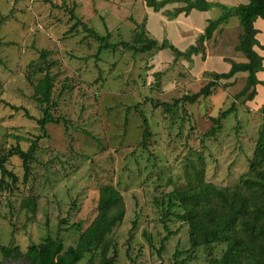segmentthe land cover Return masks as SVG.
<instances>
[{
	"label": "rangeland",
	"instance_id": "obj_1",
	"mask_svg": "<svg viewBox=\"0 0 264 264\" xmlns=\"http://www.w3.org/2000/svg\"><path fill=\"white\" fill-rule=\"evenodd\" d=\"M206 1L229 7L248 2ZM181 6L167 4L155 12L143 0H0V156L17 145L26 151L41 134L36 120L42 117L44 105L33 96L41 74L29 68L38 62L41 50L56 62L50 70L51 113L64 122L46 126L27 180L21 160L7 159L5 167L18 182L12 185L4 178L0 188V247L14 245L24 254L45 236H58L64 248L74 246L78 237L74 225L84 230L91 223L99 189L111 185L125 204L122 224L112 233L117 244L115 264H129L128 255L135 264H209L219 257L220 246L187 252V226L174 219L166 221L172 235L158 252L168 233L159 204L164 194L184 186L187 164L201 162L205 181L218 187L233 186L247 174L261 123L258 101L235 100L245 81L239 78L245 75L238 74L233 84L218 87L194 104L174 109L160 105L196 93L208 82L210 72H227L231 61H245L233 50L240 32L237 18L226 27L232 39L220 47L218 41H207L204 58L198 54L189 61H175L167 49L134 55L119 46L97 54L99 44L81 26L68 32L82 21L101 36L108 33L109 42L119 45L130 42L136 26L143 25L148 37L159 44L167 40L184 51L196 44L222 10L212 7L167 17V12ZM233 102L236 112L221 122L214 135L204 138L212 119ZM11 107L24 109L31 118ZM140 114L148 124L146 148L140 144ZM28 198L36 199L33 212L22 208ZM5 261L0 253V264Z\"/></svg>",
	"mask_w": 264,
	"mask_h": 264
},
{
	"label": "trees",
	"instance_id": "obj_2",
	"mask_svg": "<svg viewBox=\"0 0 264 264\" xmlns=\"http://www.w3.org/2000/svg\"><path fill=\"white\" fill-rule=\"evenodd\" d=\"M143 1L155 12H159L167 4H183L172 12H167V17L170 18H176L180 14L187 16L191 10L206 12L212 7L220 8L222 14L209 21L203 33L196 39V44L188 46L184 51L178 50L167 40L159 44L155 39L148 37L143 25L136 26L130 42H122L119 45L109 42L108 33L101 36L82 21H76L68 32L75 31L81 26L84 32L99 44L97 54L103 50L115 51L119 46L134 55L167 49L173 54L175 61L179 59L189 61L198 54L204 58L205 43L235 17L241 33L233 50L241 53L245 61H231L229 70L225 73L210 72L208 82L196 93L185 94L171 104L161 103L160 106L174 109L180 104H194L199 99L210 97L218 87L225 88L227 84H233L238 74H244L245 81L242 89L235 95V100L242 103L253 100L256 96L255 86L258 84L264 86V82L256 78L257 72H264L263 58L253 49L257 46L264 50V46L259 45L255 38L257 30L253 26L258 18L264 21V0H248L247 4L230 7L206 0ZM55 65L56 62L48 58V52L45 50L39 52L37 63L29 65L35 73L41 74L33 86L35 101L44 105L42 117L36 120L41 134L34 138L26 151L17 145L10 147L5 155L0 156V188L5 184L4 178L10 179L12 185L18 182V178L5 167L7 159L16 156L21 160L24 180H27L31 175V163L38 143L46 137V126L64 123L60 117H54L51 113L54 107L52 102L54 83L50 70ZM11 108L23 110L26 117L31 118L24 109ZM235 112L236 105L233 102L212 119L213 126L203 134V137L214 135L220 129L221 122ZM257 113L261 117V123L247 174L240 176L233 186L218 187L205 181L201 162L194 166L187 164L184 186L173 189L161 197L159 207L163 228L168 232L167 219L184 223L188 229L187 252L211 246L221 247L219 257L212 258L209 264H264V104L257 109ZM140 117L143 127L140 144L146 148V140L149 137L148 124L143 115L140 114ZM22 208L33 212L36 208V199L23 200ZM124 217L125 204L122 194L114 186L105 185L98 191L97 214L91 223L84 230H81L80 225H74L78 233L74 246L64 248L63 241L58 236L55 238L45 236L38 244H30L24 254L19 253L14 245L1 246L0 252L5 256L23 255L26 257L25 264H115L117 244L113 241L112 233L122 224ZM136 222L137 219L132 222L129 239ZM169 235L172 233L168 232L160 241L161 247L158 252L162 251V245L166 243ZM173 256L176 259L179 252L175 251ZM128 260L129 264H135L129 255Z\"/></svg>",
	"mask_w": 264,
	"mask_h": 264
},
{
	"label": "crops",
	"instance_id": "obj_3",
	"mask_svg": "<svg viewBox=\"0 0 264 264\" xmlns=\"http://www.w3.org/2000/svg\"><path fill=\"white\" fill-rule=\"evenodd\" d=\"M229 21H228V23H229ZM228 23L225 25V27L222 30L215 32V34L213 35L212 39L214 40V42L218 41L219 47L222 45H225L227 42V39H232L231 38L232 34H229L230 29L226 28L228 26ZM253 26L257 30V34L255 36L256 40L258 41L259 45L264 46V21L262 19L258 18L254 21ZM238 27H239V25H238ZM239 29H240V27H239ZM239 29H238V31H239ZM240 33H241V29H240V32H238V34L236 36L237 39H238V36L240 35ZM220 36L222 37V39H220V40L217 39ZM233 39H235L234 36H233ZM253 49L259 56H261L263 58L262 65L264 67V50L257 47V46H254ZM234 54H236L237 57H239L237 52H234ZM239 78L244 79L243 76H240ZM256 78L258 79V81L264 82V72H257ZM255 90H256V96L253 98V100L256 98V102L258 101L257 107L259 108L262 104H264V86L261 84H258L255 86ZM262 90H263V92H262V94H260V91H262ZM259 97H260V99H259ZM253 100L251 102H253ZM251 102H249V103H251Z\"/></svg>",
	"mask_w": 264,
	"mask_h": 264
},
{
	"label": "flooded vegetation",
	"instance_id": "obj_4",
	"mask_svg": "<svg viewBox=\"0 0 264 264\" xmlns=\"http://www.w3.org/2000/svg\"><path fill=\"white\" fill-rule=\"evenodd\" d=\"M1 253V252H0ZM20 253V252H19ZM2 254V253H1ZM3 258L7 261H11V263L15 264H25L26 263V257L23 255H14V256H5L3 255ZM23 260V261H22Z\"/></svg>",
	"mask_w": 264,
	"mask_h": 264
},
{
	"label": "water",
	"instance_id": "obj_5",
	"mask_svg": "<svg viewBox=\"0 0 264 264\" xmlns=\"http://www.w3.org/2000/svg\"><path fill=\"white\" fill-rule=\"evenodd\" d=\"M23 261V260H22ZM3 264H13V263H11V261H5ZM15 264H17L16 262H15Z\"/></svg>",
	"mask_w": 264,
	"mask_h": 264
}]
</instances>
